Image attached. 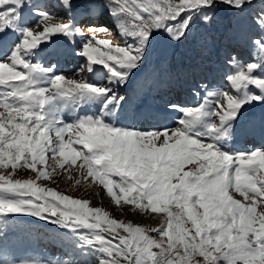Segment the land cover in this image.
I'll return each mask as SVG.
<instances>
[{
  "label": "snow or ice",
  "instance_id": "snow-or-ice-1",
  "mask_svg": "<svg viewBox=\"0 0 264 264\" xmlns=\"http://www.w3.org/2000/svg\"><path fill=\"white\" fill-rule=\"evenodd\" d=\"M221 6L236 16L250 13L252 59L226 56L222 87H196L195 105L169 103L179 113L175 128L118 126L129 103L121 90L153 45L187 40ZM97 8L116 22L121 44L86 37L76 27V9ZM58 35L82 39L71 53L85 61L74 78L54 60L45 66L37 59ZM84 105L96 112L63 118ZM257 106H264V0L258 8L255 0H0V220L22 214L58 225L99 264H264V148H236L246 137L264 138V120L245 118ZM66 164L102 186L116 206L123 201L166 219L148 230L37 183ZM17 168L35 177L16 179Z\"/></svg>",
  "mask_w": 264,
  "mask_h": 264
},
{
  "label": "rangeland",
  "instance_id": "rangeland-1",
  "mask_svg": "<svg viewBox=\"0 0 264 264\" xmlns=\"http://www.w3.org/2000/svg\"><path fill=\"white\" fill-rule=\"evenodd\" d=\"M258 1L255 0V2ZM52 2L55 3V0H52ZM75 2L79 3L80 0H75ZM53 11H57V9H53ZM59 14L64 15L63 13ZM73 15L78 22L76 27L80 28V26H83L80 29L84 36L94 35L97 40L108 41L111 45H119L122 43L123 38L117 29L116 22L105 14L102 9H93L90 14H86L83 9H76ZM213 15L214 17L220 18L233 14L221 6L215 10ZM56 22L58 21H53V23ZM89 24L96 27L103 25L111 31H96L92 33L88 30L87 26ZM245 24L248 25L250 23L246 21ZM204 33V25L200 24L189 35V38L182 43L168 45L163 42H157L153 45L144 65L131 77L128 88L121 90L122 95L129 97V103L125 106L124 113L121 116V122L118 126L135 128L142 131L165 126L168 128H175L177 126L175 121L179 113L169 111L167 108L168 104L179 103L186 107L195 105L199 98L195 95V89L189 85L180 87L175 81L170 82L168 85L158 82L156 84L154 81L156 69L163 62L168 64L170 62L180 63L182 60L192 58L191 49L202 51L203 54L214 57V52L211 47L203 41ZM80 43H82L80 36H76L74 40H69L59 35L54 36L52 43L43 49L41 56L37 59L45 66L54 60L63 74L69 78H74L73 73L85 62L83 58L71 54ZM184 43L189 48L187 51L181 48L182 45L184 46ZM225 48L228 49L227 47ZM235 49L230 50L236 52ZM248 50L253 57L254 50L250 44ZM54 51L63 53V55H60L58 58L49 55ZM212 57L209 58L210 63H212V68L207 76L210 81L209 87L215 89L218 86L222 87L223 82L211 77L217 72ZM245 62L247 63L249 61ZM83 78L96 82L99 76L84 73ZM134 96L137 97V100H133ZM132 101H138L137 105L133 106ZM95 112V106L84 105L72 111H65L63 118L66 121H71L76 114L86 115ZM143 114L148 116L149 123L144 120ZM252 114H255L253 121L257 124L260 123L264 120V106L249 109L245 118L250 120ZM236 148L239 150L264 148V138L258 135L246 137L237 143ZM54 167L55 161L49 158L47 170L52 172ZM3 171L5 170L0 169V172ZM7 171L11 172L12 169L9 168ZM13 175L14 178L21 180L35 177L33 171L24 168H17L13 172ZM77 180L80 181L79 184L76 183ZM37 183L43 187L55 189L70 197L88 200L90 201V207H100L116 220L125 223L132 222L148 230L158 227L166 219L163 213L148 212L144 214L139 212V210H133L131 206L125 205L123 201H121L120 206H116L102 186L98 183H92L82 179L78 168L69 167L67 164L64 169L56 168L51 180H41ZM235 198L241 199L238 195H235ZM149 234L155 236V233L151 231H149ZM77 244V237L72 236L68 230L61 229L58 225L51 224L36 217L12 214L6 219L0 220V249H2L0 253V264H20L24 260L40 261L42 264H53L57 260L62 261L63 264H99L91 252L85 253L84 250L77 247Z\"/></svg>",
  "mask_w": 264,
  "mask_h": 264
},
{
  "label": "trees",
  "instance_id": "trees-1",
  "mask_svg": "<svg viewBox=\"0 0 264 264\" xmlns=\"http://www.w3.org/2000/svg\"><path fill=\"white\" fill-rule=\"evenodd\" d=\"M256 7H259V1L256 2ZM249 16L250 13L249 15L241 16L227 15L220 18L214 17L210 25H204L205 33L203 35V41L211 47L214 57L205 55L202 51L191 49L192 58L190 59L182 60L180 63L170 62L168 64L163 62L156 69L154 77L156 84L158 82L168 85L170 82L175 81L180 87L189 85L195 89L196 87L203 88L204 85L209 86L210 81L207 75H209V71L212 68V63L209 60L211 57L217 69L216 74L211 77L223 82L222 78L225 72L229 71V67L225 62L226 56H235L240 63H246L245 61L252 59L248 50L249 38L255 35L256 29L252 28L251 24H245L246 21L250 23ZM181 48L185 51L189 49L185 43ZM230 49H235L236 52ZM207 60L209 61L207 62ZM204 64L209 66L207 67ZM133 100H137V97L134 96ZM137 102L132 101L133 106H136ZM1 252L2 249H0Z\"/></svg>",
  "mask_w": 264,
  "mask_h": 264
},
{
  "label": "bare ground",
  "instance_id": "bare-ground-1",
  "mask_svg": "<svg viewBox=\"0 0 264 264\" xmlns=\"http://www.w3.org/2000/svg\"><path fill=\"white\" fill-rule=\"evenodd\" d=\"M83 26H80V28H82ZM85 28V27H84ZM255 117V114H252L251 115V119H250V121H253V118ZM143 118H144V120L147 122V123H149V121H148V116L147 115H143Z\"/></svg>",
  "mask_w": 264,
  "mask_h": 264
}]
</instances>
